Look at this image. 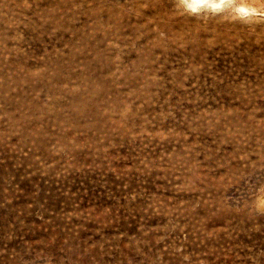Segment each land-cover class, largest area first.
I'll return each mask as SVG.
<instances>
[{
  "label": "rangeland",
  "instance_id": "1",
  "mask_svg": "<svg viewBox=\"0 0 264 264\" xmlns=\"http://www.w3.org/2000/svg\"><path fill=\"white\" fill-rule=\"evenodd\" d=\"M0 264H264V23L0 0Z\"/></svg>",
  "mask_w": 264,
  "mask_h": 264
},
{
  "label": "clouds",
  "instance_id": "2",
  "mask_svg": "<svg viewBox=\"0 0 264 264\" xmlns=\"http://www.w3.org/2000/svg\"><path fill=\"white\" fill-rule=\"evenodd\" d=\"M175 6L197 18L224 17L245 24L264 23V0H175Z\"/></svg>",
  "mask_w": 264,
  "mask_h": 264
},
{
  "label": "bare ground",
  "instance_id": "3",
  "mask_svg": "<svg viewBox=\"0 0 264 264\" xmlns=\"http://www.w3.org/2000/svg\"><path fill=\"white\" fill-rule=\"evenodd\" d=\"M99 91V90H98ZM94 95V94H93ZM224 101V100H223ZM90 106V105H89ZM86 112V111H85ZM75 115V114H74ZM87 115V114H86ZM95 115V114H94ZM97 118V117H96ZM83 119V118H82ZM228 123V122H227ZM226 127V126H225ZM224 143V142H223ZM227 146V145H226Z\"/></svg>",
  "mask_w": 264,
  "mask_h": 264
}]
</instances>
